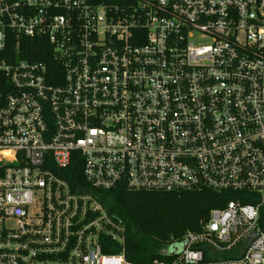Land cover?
<instances>
[{
  "label": "built area",
  "instance_id": "obj_1",
  "mask_svg": "<svg viewBox=\"0 0 264 264\" xmlns=\"http://www.w3.org/2000/svg\"><path fill=\"white\" fill-rule=\"evenodd\" d=\"M121 184L247 200L154 264H264V0H0V264H133Z\"/></svg>",
  "mask_w": 264,
  "mask_h": 264
},
{
  "label": "trees",
  "instance_id": "obj_2",
  "mask_svg": "<svg viewBox=\"0 0 264 264\" xmlns=\"http://www.w3.org/2000/svg\"><path fill=\"white\" fill-rule=\"evenodd\" d=\"M41 39L23 41L21 58L46 61L56 66L52 51L45 54ZM67 173V174H66ZM70 183L82 181V165L74 161L63 173ZM243 197L242 193L215 192L212 190L184 192L133 191L118 185L111 191L102 192L101 202L113 217L126 228V258L133 264H154L168 261L170 254L162 249L180 250L181 240L187 232H200L209 220L212 210L222 209L232 200ZM261 226L264 230V208ZM106 253H118L120 249H105Z\"/></svg>",
  "mask_w": 264,
  "mask_h": 264
},
{
  "label": "rangeland",
  "instance_id": "obj_3",
  "mask_svg": "<svg viewBox=\"0 0 264 264\" xmlns=\"http://www.w3.org/2000/svg\"><path fill=\"white\" fill-rule=\"evenodd\" d=\"M162 252H163V253L166 252V249H162Z\"/></svg>",
  "mask_w": 264,
  "mask_h": 264
},
{
  "label": "water",
  "instance_id": "obj_4",
  "mask_svg": "<svg viewBox=\"0 0 264 264\" xmlns=\"http://www.w3.org/2000/svg\"><path fill=\"white\" fill-rule=\"evenodd\" d=\"M172 255H175V254H172Z\"/></svg>",
  "mask_w": 264,
  "mask_h": 264
},
{
  "label": "bare ground",
  "instance_id": "obj_5",
  "mask_svg": "<svg viewBox=\"0 0 264 264\" xmlns=\"http://www.w3.org/2000/svg\"><path fill=\"white\" fill-rule=\"evenodd\" d=\"M67 174V173H66ZM208 222V221H207Z\"/></svg>",
  "mask_w": 264,
  "mask_h": 264
}]
</instances>
